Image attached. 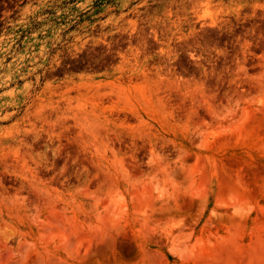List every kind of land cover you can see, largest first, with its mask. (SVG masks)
<instances>
[{"label":"rangeland","instance_id":"obj_1","mask_svg":"<svg viewBox=\"0 0 264 264\" xmlns=\"http://www.w3.org/2000/svg\"><path fill=\"white\" fill-rule=\"evenodd\" d=\"M0 264H264V0H0Z\"/></svg>","mask_w":264,"mask_h":264},{"label":"bare ground","instance_id":"obj_2","mask_svg":"<svg viewBox=\"0 0 264 264\" xmlns=\"http://www.w3.org/2000/svg\"><path fill=\"white\" fill-rule=\"evenodd\" d=\"M211 13V12H210ZM205 14H208V12H205V13H203V15L206 17L207 15H205ZM204 16H203V18H204ZM199 18H202L201 16H199ZM210 19V18H209ZM209 24V23H208ZM213 25V24H212ZM155 37V36H154Z\"/></svg>","mask_w":264,"mask_h":264}]
</instances>
